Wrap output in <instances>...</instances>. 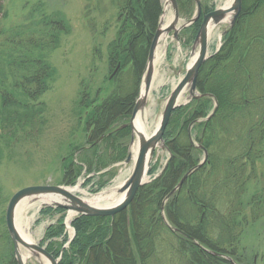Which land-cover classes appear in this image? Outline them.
<instances>
[{
  "label": "trees",
  "instance_id": "1",
  "mask_svg": "<svg viewBox=\"0 0 264 264\" xmlns=\"http://www.w3.org/2000/svg\"><path fill=\"white\" fill-rule=\"evenodd\" d=\"M8 2L0 0V19L7 17ZM178 4L181 16L195 6L194 0H178ZM45 8L38 3L23 23L8 29L0 26V132L33 128L42 122L43 111L33 104L55 82L58 73L50 55L72 33L64 14L47 13ZM118 10V30L108 45L107 64L111 76L120 66L119 73L108 79L111 92L104 100L78 102L79 116L85 115L95 140L73 150L82 159L81 165L72 159L66 168L63 184L69 186L76 184L84 166L88 172L103 166L109 150L114 160L128 151L131 129L123 126L140 93L163 3L124 0ZM261 10L264 0L243 1L234 28L198 78L199 93L217 101L216 113L206 120L215 106L212 98L193 100L173 113L164 135L171 161L158 179L154 180V168L150 170L153 181L140 188L129 212L103 218L77 216L71 224L75 239L63 249L68 240L66 212L44 208L42 215L61 214L45 236L62 239L57 248L50 245L47 249L56 259L62 255L60 264H232L228 258L249 264L244 253H239L249 225L247 213L264 215L259 209L264 206V188L257 187L254 196L247 191L250 183H258L256 164L264 159V46H259L264 36L261 28L251 30L248 25L250 16ZM201 23L202 19L191 32L192 41ZM10 133L13 138L14 131ZM190 133L208 151V161L167 200L201 162L203 152L192 145ZM7 139L0 134L4 144ZM2 155L0 146V164ZM1 222L0 264H17L5 217Z\"/></svg>",
  "mask_w": 264,
  "mask_h": 264
},
{
  "label": "rangeland",
  "instance_id": "2",
  "mask_svg": "<svg viewBox=\"0 0 264 264\" xmlns=\"http://www.w3.org/2000/svg\"><path fill=\"white\" fill-rule=\"evenodd\" d=\"M123 1L9 0L6 6L7 17L0 19L1 27L8 29L23 23L31 8L38 3H43L47 13L60 12L66 16L72 27V33L63 37L60 48L50 55V62L58 73L56 80L50 85L49 91L33 104L37 111H43L42 122L39 121L33 128L16 129L15 127L12 129L11 127L9 132H0L9 138L6 141L8 143L5 144L0 140L3 154L0 164V225L3 224L1 220L6 216L10 200L22 189L38 186L76 188L79 185L88 196H96L119 185L120 182L126 184L131 177L134 165L132 161L130 163L126 161L136 143L132 144L130 140L128 151L123 156L120 155L118 160L113 159L114 153L109 150L103 166L94 167L89 172L84 166L82 175L73 187L63 184L69 162L74 159L76 165H81L79 163L82 159L81 155H73V150L76 147H87L95 140L93 130L87 128L84 122L85 115L79 116V100L86 98L104 100L111 92V84L108 80L111 75L107 64V49L116 37L118 6ZM165 2L166 0H162L163 14ZM201 2L210 12L226 7L230 0H201ZM195 10L196 2L189 13L181 16L180 25L191 20L195 15ZM166 11L168 12L166 16L170 19L173 15L171 6ZM195 25L192 24L182 29L178 40L171 33L165 35L160 42L152 92L143 111L144 114L151 113L145 119L149 133L153 132L160 123L167 98L184 76L191 59L194 58L191 32L195 31ZM228 25H220L210 36V56L214 55L218 47L223 46L224 40L222 41L221 35ZM141 90L142 87L140 93ZM183 97L180 105L186 106L189 104V92L187 91ZM11 131H14L13 138H11ZM167 148L165 143V148L159 147L152 158L150 170L152 168L155 170L154 180L164 174L171 161L172 154ZM200 158L202 160L203 156L201 155ZM256 171L258 183L253 181L247 190L249 195L253 196L258 188H264V159L256 164ZM152 181L153 177L148 174L144 186ZM84 193L77 192L76 194L87 199ZM58 199L61 201L60 198ZM43 203L46 202L35 199L26 201L24 205H21L17 221L23 224L24 230L32 236L36 244L48 249L50 245L56 246L62 241L61 238L52 240L45 238L48 228L56 225L61 214L54 212L42 215ZM130 207L124 212H129ZM49 208L58 209L53 206ZM259 209L261 213H264V206ZM65 212L68 240L63 249H67L76 236L73 227L68 230L70 228L68 224H71L77 216L69 215L66 210ZM247 215L249 225L243 232L239 253H244L245 260H248L249 264H264V215L260 214L258 217L250 215L249 212ZM23 252L26 254L25 250ZM59 258L62 261V255ZM40 261V259L30 258L27 264H41Z\"/></svg>",
  "mask_w": 264,
  "mask_h": 264
},
{
  "label": "water",
  "instance_id": "3",
  "mask_svg": "<svg viewBox=\"0 0 264 264\" xmlns=\"http://www.w3.org/2000/svg\"><path fill=\"white\" fill-rule=\"evenodd\" d=\"M197 4V12L195 17L187 22V24L178 27L180 24V12L177 0H168L166 6L171 5L174 13L172 22L164 27V16L160 21L159 28L154 36V39L151 44L145 76L142 83V90L139 98L136 101L135 108L132 113V117L129 122V126L132 130L131 143L134 144L135 138L139 137V151L137 160L134 164V169L131 177L128 182L118 190V194L123 195V199L114 206H102L94 207L85 201L82 197L71 192V189L64 186H38V187H28L17 192L12 199L10 200L7 211H6V226L10 238L14 245V254L18 264H27L28 259H45L49 264H59L60 260H57L52 254H50L46 248L41 247L39 244L34 242L24 240L16 227L17 224V214L20 205L30 199H35L38 201H47L45 199H54L60 198L62 202H55L53 204L43 203V207H56L66 210L69 214L87 216V217H114L120 213L126 211L130 205L133 203L139 189L144 186L147 181L149 174L150 164L152 158L154 157L155 151L161 147L165 148L164 135L166 129L171 120L172 114L181 107L180 99L188 90L189 92V101L200 99L201 97H213L210 95L200 96L197 92V81L199 77V72L202 66L206 63L209 58V34L211 27H217L229 18L232 17L230 22V27H233L237 18L242 12L243 0H233L230 7L218 8L215 11L205 14L203 17V22L201 28L195 39L192 53L195 54L198 49V53L195 57L194 62L187 68L186 75L178 82L176 87L173 89L169 97L167 98L166 105L155 132L152 136L146 138L141 134L136 126L135 120L140 115L147 106L149 96L152 91L153 81L155 77V63H156V54L160 45V42L165 37L174 31V38L178 40L179 33L182 29L196 23L202 16V3L201 0H195ZM165 13V12H164ZM227 35V31L223 33V36ZM120 67V66H119ZM115 71L114 75L119 70ZM113 75V76H114ZM217 102L213 114L208 118L210 119L217 111ZM192 144L195 146L194 142ZM207 158V151L203 147ZM132 161V154H129L126 163ZM203 161L197 168L188 172L178 187L172 192L173 195L175 192L181 189L184 182L188 177L197 169H199ZM171 195L169 197H171ZM23 250L29 253L31 256L26 257ZM25 256V257H24ZM234 263L232 260H230Z\"/></svg>",
  "mask_w": 264,
  "mask_h": 264
},
{
  "label": "bare ground",
  "instance_id": "4",
  "mask_svg": "<svg viewBox=\"0 0 264 264\" xmlns=\"http://www.w3.org/2000/svg\"><path fill=\"white\" fill-rule=\"evenodd\" d=\"M232 1L233 0H230V2L226 4L227 8L231 6ZM164 18H165V21H166V19H168V21H166V23H167L166 25H168L171 18L169 19L167 16H165ZM229 19L226 22H228ZM215 29H216V27H211L209 36H212V34H213ZM194 60H195V58L191 59L189 66L194 62ZM183 98L184 97L182 96V98L180 99V103H181V100H183ZM150 114H151L150 112H149V114H147V113L144 114L142 112L140 115H138V117L135 120V126H136L137 130L141 134H143L146 138L152 136L153 133L155 132L156 128H157V126H156L153 132H151V133L148 132L149 128H148V125L145 122V119H147L148 115H150ZM138 141H139V137L137 136L136 144H135V146H133V148L131 150L133 165L135 164V162L137 160V156H138V151H139V142ZM123 185L124 184L122 182H120L119 185H116L115 187H112L111 189H108V190L104 191L103 193H101L99 195H96V196H88V194H86V193H84L82 191V188L79 185L76 188L71 189V192L72 193L80 192V193L86 194V196L88 198L87 199L84 198V200L87 201L90 205H92L94 207H96V206L97 207H102V206H105V205L114 206V205H116L118 202H120L123 199V195L118 194V190L121 189ZM45 200H47V201H44V202H46V203L48 202L50 204H53L55 202H61L58 198L45 199ZM25 202H23L21 205H24ZM21 205H20V207L18 209V213L20 211ZM67 223H69V221ZM68 226L70 227V224H68ZM16 227H17V230H18L20 236L24 240L30 241V242H34V239L32 238V236L28 232H26L24 230L23 224L21 222L18 223V221H17ZM24 255L26 257H30L31 256L29 253H26V254L24 253ZM40 262H41V264H49L48 261H46L45 259H41Z\"/></svg>",
  "mask_w": 264,
  "mask_h": 264
},
{
  "label": "flooded vegetation",
  "instance_id": "5",
  "mask_svg": "<svg viewBox=\"0 0 264 264\" xmlns=\"http://www.w3.org/2000/svg\"><path fill=\"white\" fill-rule=\"evenodd\" d=\"M248 25L250 26V29L252 30L254 27H257L262 29V34L264 36V10H261L260 12L256 14H252L248 20ZM255 46V45H252ZM259 46H264V44L261 42L259 43Z\"/></svg>",
  "mask_w": 264,
  "mask_h": 264
}]
</instances>
